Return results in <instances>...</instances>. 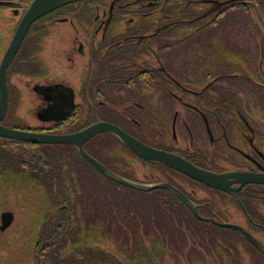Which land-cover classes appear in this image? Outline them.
Listing matches in <instances>:
<instances>
[{"label":"flooded vegetation","instance_id":"1","mask_svg":"<svg viewBox=\"0 0 264 264\" xmlns=\"http://www.w3.org/2000/svg\"><path fill=\"white\" fill-rule=\"evenodd\" d=\"M33 1L0 0V73ZM262 16L264 0H77L59 7L31 25L6 67L8 109L0 124L68 135L104 122L209 172L264 175ZM3 32L9 33V39ZM24 97L29 102V120L21 121L15 109ZM108 142L123 145L105 132L90 139L84 149L89 147L102 157L108 150L103 144ZM123 147L120 150L137 162L166 167ZM114 167L120 176L138 177L132 170L124 173ZM170 173L222 198L221 202L204 199L193 189L188 193L179 184L166 181L196 205L201 217L200 210L209 208L213 217L203 218L241 226L264 245V185L246 184L231 194L177 171ZM147 180L136 182L160 183ZM230 206L239 210L240 221L233 219ZM174 221L180 223V218ZM206 223L211 229L221 228ZM236 233L228 235L230 247L223 245L228 251L222 254L231 260L225 263L246 264V255L248 264H264V253ZM237 245L245 250L243 255ZM46 246L49 253L55 249L54 242ZM40 249L44 252V247ZM39 251L36 249V264ZM51 261L67 264L65 256L55 255ZM216 261L224 264L225 260ZM0 264L5 261L0 259Z\"/></svg>","mask_w":264,"mask_h":264},{"label":"trees","instance_id":"2","mask_svg":"<svg viewBox=\"0 0 264 264\" xmlns=\"http://www.w3.org/2000/svg\"><path fill=\"white\" fill-rule=\"evenodd\" d=\"M263 18L264 16L261 18L262 24H264ZM121 146L123 147V145ZM85 150L107 168L120 174L118 172L119 170L114 166H110L109 163L104 160L103 156H97L92 153L88 147H85ZM120 156L121 160L125 157L119 153L116 158ZM149 165L155 168L160 167L168 172L172 171L158 164L150 163ZM82 166L83 168H89L96 175H99L104 181L114 186L118 192H127V194L129 192L131 195L134 194L136 198L143 199L144 204L140 203L139 206L135 207L131 204L124 207L114 202V196L121 198H124V196L116 192L115 194H109V192H105L104 190H100L99 193L92 192L82 195V192L79 191L80 189H77L80 178L76 173V171L78 172L82 169ZM122 176L130 179L129 176ZM188 181L190 184L195 185V182L191 180ZM13 185H18L19 187L23 186V188L29 187L28 190L25 189L26 192L28 191L29 194L36 193H34L33 198L31 197V201L37 204L44 203V205H40L43 210H48L46 216L42 219L44 224L47 225L48 220L53 222V220L50 219L52 216L58 219L53 223L57 231H52V233L49 234L53 237L47 236L45 238V244L43 243L44 239L37 242V248L40 250V255H37L39 259L37 261L38 264H55V262H52L53 259L50 262V259L55 255H58V258L61 256L64 258L65 256L67 264H160L165 256L162 252L159 253V243L169 241L170 237L168 235L173 236L174 234H182L183 229L181 223H177L173 219V211L180 208L188 212L190 217L193 218V225L197 228L195 231L190 229L191 231L189 230V233L191 235L188 236L193 240H195L193 237L194 235L198 237L201 236L204 241H208L212 251H215L216 248L222 249L223 245L230 247L229 243H231V240L227 239L228 235L230 233L237 234L236 231L229 229H211L210 227L212 225L194 219L191 212L181 201L167 190L140 192L131 190L109 180L88 163L75 147L69 145H34L7 139L0 141V206L1 204H4V206L8 204L7 202L10 200L9 196L10 192H12L11 187ZM6 187H8V189ZM97 197L98 200H101L100 211L101 213L103 212L102 216L108 215L111 217V223L113 225H128V219L133 217V214L138 213L142 217H140V219H135L136 221L134 220V222L140 223L137 227H146L144 229V236L153 238L152 241L161 239L160 242L157 245L147 247L145 251L142 252L138 246L142 245L140 241L132 245L129 244L134 242V237L140 233L137 229L133 231L131 237L127 236L125 239L123 238L124 243L127 241L129 242L123 244L124 247L130 248V246H135L132 249L130 248L128 251L129 254L126 252L121 259L117 256L111 258V254L104 249L98 248V245H96L97 241L98 244L99 242L104 244L102 240H97L99 234L98 230L104 229L102 224L97 226L90 224V226L87 227L84 222L81 223V217L86 214L87 210L95 211L93 208L94 205L89 206L91 203L89 200L95 202L97 201ZM50 203L52 204L50 205ZM40 207L38 206V208ZM34 209H37V207ZM210 211L212 210L209 208L205 211L201 209L200 214L203 217H213V215L208 214ZM75 227L76 229H74ZM72 231H74L75 234L69 238L67 234ZM89 233H91L90 237L88 235ZM205 235L208 237L206 238ZM155 237L158 239L156 240ZM49 241L55 243V249L52 248L51 251L48 250L50 253L46 250V245ZM91 241H96L93 243L95 246L93 244L89 245ZM204 241L202 244L198 243L195 250L199 249V247H206L208 243ZM40 243L42 244L41 246L44 247V252L40 249ZM232 243H234V241H232ZM195 244H197L196 240ZM223 249L221 254L222 252L225 253L224 251H228L226 248ZM98 252L100 256L95 258L94 253ZM231 254L232 252H229V255ZM158 260H160V262Z\"/></svg>","mask_w":264,"mask_h":264},{"label":"rangeland","instance_id":"3","mask_svg":"<svg viewBox=\"0 0 264 264\" xmlns=\"http://www.w3.org/2000/svg\"><path fill=\"white\" fill-rule=\"evenodd\" d=\"M3 33L9 39V33L6 32ZM20 84L22 85L24 90H26L27 93L28 90L26 89L27 87L26 84L23 81H21ZM28 104L29 102L27 98L24 97L23 103H20L18 110L15 109V111H17V114L21 117V121L29 120V116L26 115ZM15 111H12V113L13 112L15 113ZM22 125H25V122H22ZM103 146L104 148L108 149L107 152H105L103 155L104 160L107 163H109L111 166H117L121 172L129 173V171L132 170L135 173H137V176L142 180H144L147 177L148 178L147 181L153 179L160 182L162 181L175 182L176 184L182 186L185 189V191H187L188 193H191L193 189L196 191V194L198 196L204 199H211L212 201L215 202L222 201L221 200L222 198H220V196H214L213 194L208 193L206 190L202 188L194 187L192 184L190 185L189 183H186L180 177L173 175L166 170H160L155 167L144 165L139 161L137 162L133 160V156L128 154L127 151L120 150V148H122L120 144L117 143L111 144L108 142L105 145L103 144ZM90 148H92V146H90ZM120 151L124 152V156L126 157H124L121 161H117L119 158H113V157H117ZM113 160L117 161L118 163H114ZM122 161L124 163H127V161L129 162L132 161L133 163L130 166H128L123 164ZM112 163L116 165H113ZM76 173L80 178V181L78 183L79 186L77 189H80L79 191L82 192V195L92 192L99 193L100 190H104L105 192H109V194H115L116 192L124 196V198L114 196V202L117 204H121L124 207L131 204L133 207H135V206H139L140 203H143V199L136 198L134 194L131 195L129 192L128 194L127 192L125 193L118 192L114 186L104 181L99 175H96L92 170H90L87 167L83 168L82 166V169L79 170L78 172L76 171ZM135 175L136 174H134V176L133 175L129 176V178L136 181H142ZM6 188L8 189V187ZM11 189L12 192H10V196H9L10 200H8L9 201L7 202L8 204H6L5 206L4 204H1L0 206V217L1 214L4 212H12L15 215V221L12 228L9 231L5 232L4 234L0 232V259L2 261H5V264H36L35 261V257L37 254L36 249L38 250L37 242H39L40 240L42 241L44 239L43 243L45 244V238L47 236L53 237L50 236L49 234L51 233V230L52 231L55 230L54 228L55 225H53V223L56 217L52 216L50 219H52L53 222L48 220L47 225L44 224L42 219L44 216H46L48 210L45 211L43 210V208L40 207V205L41 206L42 204L44 205L43 202L37 204L31 201V197L32 198L34 197L35 192L29 194L28 191L27 192L25 191V189L28 190L29 187L23 188V186L19 187L18 185H13ZM98 197H97V201L95 202L89 200V202H91L89 206L94 205L93 208L95 211L93 212L87 210L86 214L81 217L82 218L81 223L84 222L85 226L87 227H89L90 224H94L96 226L102 224L104 229L98 230L99 234L97 236V240H102L104 244H101L100 242L98 244L97 243L98 241L95 242L96 245H98V248L104 249L106 252L111 254L110 255L111 258L117 256L119 257V259H121V257H123L124 254L130 250V248L132 249L133 247H135V246H130V248L124 247L123 244H127L129 242L127 241L126 243H124L123 238L125 239L127 236L131 237L133 231H136L137 229L140 231V233L136 237H134L135 239L134 242H131L129 244L132 245L133 243H138V241H140L142 245H138V246L142 250V252L145 251L147 247L157 245L160 242L161 239H158L156 237H155L156 240L157 239L158 240L152 241L153 238L144 236L145 234L144 229L146 227L145 228L143 226L137 227L140 223H136L134 222V220L140 219V217H142L138 213L133 214L134 216L132 215L133 217H130L128 219V225H122V224H120L119 226L113 225L111 223L112 222L111 217H109L108 215L102 216L103 212L101 213L100 211L101 200H98ZM51 204L52 203H50V205ZM38 206L40 208H38ZM35 207H37V209H34ZM229 210L232 214L233 219L236 221L237 220L240 221L239 210L233 206H230ZM173 212H174V217H173L174 220L176 219L177 221L180 218V223L182 225L183 231L182 234L179 235L176 234H174L173 236L168 235L170 237L169 241L159 243L158 245L160 247L159 253L162 252V254H164L165 256L162 262L158 260L160 264H219L216 260L220 261L222 258L223 260H225L224 264H227L225 263L226 261H231L230 259H225L226 256L225 254H221V251L224 250L223 249L224 247L222 249L216 248L215 251H212L208 241H204L201 236L200 237L195 235L193 236L197 242V244H195V240L190 238V236L188 235H191L189 233L191 230L195 231V229L197 228L193 225L192 219H190L191 217L188 214V212L182 208L177 209ZM182 218H186L188 220L181 221ZM177 223H179V221H177ZM74 229H76V227ZM74 234H75L74 231H72L69 232L67 235H69L70 238L74 236ZM88 235L90 237L91 233H89ZM205 237L207 238L208 236L205 235ZM201 240H203L205 243L208 244H206V247H202V248L199 247V249L195 250V247L198 246V243L199 244L203 243V241ZM95 242L91 241L89 245H92ZM50 243L51 242L49 241L48 244ZM39 245L41 246L42 244L40 243ZM237 246H238L237 248L240 249V246L239 245ZM244 253L245 250H241V255H243ZM38 255H40L39 252ZM12 256L15 258L14 260ZM99 256H100L99 252L94 253L95 258ZM232 256L233 255H231L230 257ZM243 257H244L243 260H245L246 264H248L247 256L244 255ZM235 261L236 260H234L229 264L236 263Z\"/></svg>","mask_w":264,"mask_h":264},{"label":"water","instance_id":"4","mask_svg":"<svg viewBox=\"0 0 264 264\" xmlns=\"http://www.w3.org/2000/svg\"><path fill=\"white\" fill-rule=\"evenodd\" d=\"M77 0H34L22 19L20 26L11 42L9 49L5 55L2 71L0 73V122L3 120L8 109V90L5 79V70L9 62L20 47L24 37L29 31L31 25L42 16L54 11L55 9L73 3ZM111 133L115 135L121 143L133 152L139 158L162 164L174 171H177L186 177L204 184L207 187L225 191L227 193L236 194L246 184H262L264 185V175L244 174V173H227L216 174L201 169L185 158L174 153L158 150L149 147L134 137L130 136L122 129L109 124L100 122L94 124L80 132L68 135H55L34 133L16 129H10L0 124V138L29 143L34 145H69L75 147L80 155L90 163L97 171L109 180L125 186L129 189L150 192L153 190H167L175 194L192 212V214L200 221L209 222L216 226L226 229H233L241 233L254 247L264 253V245L256 240L251 234L245 231L241 226L229 223H219L213 219L203 218L199 215L196 205L180 190L169 183L160 182L154 184H145L126 179L115 172L108 169L101 162L92 157L84 149V145L93 137L101 133ZM239 184L236 189L232 185ZM15 215L12 212H4L1 214L0 231H7L13 224Z\"/></svg>","mask_w":264,"mask_h":264}]
</instances>
